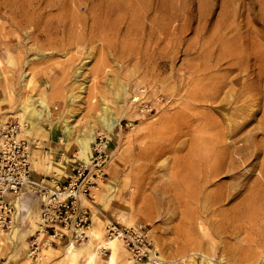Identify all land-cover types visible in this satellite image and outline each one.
<instances>
[{"label":"rangeland","instance_id":"374dc122","mask_svg":"<svg viewBox=\"0 0 264 264\" xmlns=\"http://www.w3.org/2000/svg\"><path fill=\"white\" fill-rule=\"evenodd\" d=\"M40 1L47 14L41 21L33 18L36 23L30 24L20 14L9 15L11 8L17 9L15 3L27 8V0H0V117L3 111L7 114L4 125L18 120L13 113L21 100L42 96L38 81L48 79L47 97L53 113L33 133L40 142L34 152L51 142L53 149H62V164L66 160L72 164L79 161L77 133L95 125L98 132L103 130L99 121L102 104L117 108L127 103L116 138L105 132L98 137L111 146L112 154L104 148L108 155L104 175L96 178L94 200L89 204L93 211L89 240L106 257L111 250L103 251L101 245L106 243L107 219L126 225H135L130 223L135 220L149 230L152 249H158L167 264H191V257L204 264L203 254L213 256L219 264L221 256L211 251V240L221 248L231 222L229 215L212 211L215 206L184 204L181 201L186 197L180 190L195 182V170L206 165V158L211 161L220 153L223 146L217 142L224 137L234 149L235 171L244 176L222 174L216 179L229 186L243 182L246 186L223 207L235 206L250 187L264 195V0H112L117 9L110 17L109 39L93 37L104 29L90 27L94 13L85 10L87 0L81 4L64 0L65 8L62 2L55 5L58 0ZM123 2L122 8L119 4ZM95 13L101 17L100 10ZM75 18L82 21L80 27L74 25ZM36 56L39 58L31 62ZM79 67L83 71L76 78ZM29 70L32 81L23 86V71ZM71 95L77 97L73 105L68 103ZM72 114L76 134L68 138L59 119ZM237 123L240 127L234 132ZM114 180L117 188L109 194V182ZM25 197L16 209L19 236L0 234V264H21L26 252L24 233L33 234L38 228L32 223L39 211L38 198ZM259 205L260 211L238 216L240 238L255 253L251 264L264 261V204ZM64 245L53 244L48 252L44 246L45 264H66L61 262ZM127 249L117 264L134 260ZM86 258L84 251L73 264H84ZM97 264H106L105 258Z\"/></svg>","mask_w":264,"mask_h":264},{"label":"bare ground","instance_id":"6f19581e","mask_svg":"<svg viewBox=\"0 0 264 264\" xmlns=\"http://www.w3.org/2000/svg\"><path fill=\"white\" fill-rule=\"evenodd\" d=\"M87 1H88V3L86 4V3L82 2V0H74V2L78 3V4L84 3L85 10L88 12L89 15H92L94 13L93 16H90L92 18V23L90 24V27H92V28H95L98 26L103 27L104 31L100 32L99 34L98 33L94 34L93 37H98L101 39H109L111 36L109 35V33H107V30L110 29V24H109L110 23V17L115 13L117 7H114L115 4L113 3L112 0H87ZM27 2H28L27 8L25 6L24 7L19 6L20 5V4H18L19 2L18 3L14 2L15 7H17V9L11 8V10H9V15L11 17H14L13 15L20 14L22 19L26 20L30 24L33 22L36 23V21L33 20V18H35L36 20L40 19L39 21H41L42 20L41 18H44V16H45L44 15L45 12L41 9V1L40 0H27ZM57 2H58V4H55V5H59L60 2H62L61 4L63 5L64 8L67 4V1L64 2V0H62V1L58 0ZM116 2H121V1L116 0ZM105 3H107V4L105 5ZM123 4L125 5V3L123 2V3H120L119 6H121ZM160 4H162V3H160ZM62 5H61V7L59 6L60 9L62 8ZM124 5L122 6V8L124 7ZM52 6L53 5H51V7ZM141 6H142V4H141ZM11 7H13V6H11ZM158 7H161V6H158ZM44 10H45V8H44ZM97 10L98 11L100 10V13H101L100 16L101 17H98L97 16L98 14L95 13ZM36 11L38 13H36ZM4 12L7 13L8 11L3 10V13ZM122 12H125V11H122ZM33 13L35 15L34 17H33ZM45 14H47V13H45ZM158 15H160V14H158ZM17 16H19V15H17ZM172 16H174V15L172 14ZM154 18H156V17H154ZM159 18H160V16H159ZM167 18H169V17H167ZM20 22H23V21H20ZM73 22H75L74 25L76 27H80L79 24L82 21H80L79 18H75V19H73ZM46 24H48V23H46ZM49 24H50V22H49ZM32 25H34V24H32ZM43 27H47V26H43ZM66 27H64V28H66ZM92 32H93V30H92ZM37 58H39V56L33 57L30 60L32 62L33 60H36ZM29 61H27V64L30 63ZM0 63H1V60H0ZM33 65H35V64H33ZM32 68H33V66H32ZM32 68L31 69L29 68V69L32 70ZM30 70L27 72L23 71V78L21 80V84L23 86H28L30 84V82L32 81V75L30 74L32 71L30 72ZM82 71H83V69L79 67L77 69V74L75 77L79 78V75L82 73ZM38 82H39L38 83L39 86H41L43 89L42 96L34 97V98L30 97V98H26L24 100H21V102L19 103L17 108H15L14 113H13V116H15L19 120V122L23 125L24 134H26L27 136H30L33 133V131L40 128L42 125L41 122H45L46 120H51V118H52L53 109H52V105L49 103L48 97H47V92H48L47 87H49L51 83L49 82L48 79H40ZM85 86H86V83H84V85L81 88L84 89ZM0 95H1V93H0ZM76 100H77V97L75 95H71L70 99L68 100V103L70 105H73ZM119 104H121V103H119ZM122 104H123V102H122ZM126 107H128L127 103H124L123 105H121L117 108H113L109 103L104 102L101 106V113H100V117H99V121L101 123V127L103 128V130L101 132H98L96 129L99 126L95 125V126H92L90 128L81 129L79 131V133H77L76 143L79 145V152H77L76 155L78 156V159L83 162V164L85 166L91 165L92 158L94 155V146L93 145H95V143L98 142L97 138L99 136H101L103 132L107 133L109 135V137H112V138L115 137L114 133L116 131V128L120 125V119H121L123 112H124ZM1 115L2 116L0 117V139H1V129L3 128L4 121L7 118V114H5L4 111L1 113ZM75 119L76 118L74 117V114H72V116L70 118H66L65 116H63L62 118L59 119V125L63 128L64 133H66L68 138L70 137V135L76 134L73 131V128L75 126H77ZM238 124L239 123H237L234 128L232 127V129H234V132L236 129H238L240 127L239 126L240 124L239 125ZM62 142H64V139L62 140ZM102 144H103V147L107 149L108 153L112 154L111 146H109L104 141L102 142ZM217 144L220 147L223 146V148L220 149V153H217L215 155V157L213 158V160H211V161H209V157L207 155L208 158L205 159L206 165L204 167H201L202 165H204V164H202L201 166L196 168L195 177L193 176L194 170L192 171V173L189 172L190 174L187 172L189 174L188 177H190V179H192V176H193L194 177L193 180H195V182L193 184L187 183L188 185L184 184V186L181 188V190H180L181 195L186 197V199L181 201V202H183L184 204L185 203H188V204L191 203V205H195L196 208L199 207V205H203V207L205 205L206 206L208 205L207 207L215 206V208H213L212 211L219 210V211H217V213L220 212L222 216H225V214H226V216L229 215L228 220H231V222H229V225L227 226V228L224 225L226 228L227 235H225V236L221 235L222 241L220 244L222 246H221V248H219L218 242L211 240V242H212L211 243V251L213 250L214 254L218 253L221 256V261L219 264H230L227 261H229L231 263L236 262V264H245V263H247V261L252 260V258L254 257L253 254H255V253H253L254 251L251 250V248H250L251 244H247V243L244 244L245 239L240 238L241 233H242V229H241V227H239L238 220H241V219L238 216H239V214H242L244 217L248 212L253 213V212L260 211L261 210L260 208H262V207L259 204H261V203L264 204V195L258 194L257 192L254 193L253 188L250 187L248 189L249 193L244 197L243 200H240L238 198L240 200V202L237 201V204H234L235 206L229 207L228 209L223 207L227 202L235 199L237 196H239L241 194V192H243V189L245 188L244 186H246V183L245 182H243L242 184L237 183V184L229 186L224 182H218V180L216 178H218L220 175L222 176V174L223 175L224 174H230L233 177H240L241 175L244 176V174H243V172L241 173L239 170L235 171L236 168L234 166H237V165H234L236 157H235V159L232 157L233 152H234V149L231 148L232 145L229 143H226V140L224 137H221V139H219ZM66 147L70 148V146L68 144ZM237 149L240 150L239 147H237ZM241 151H239V152L242 153ZM37 162H39V164H42L43 167L46 166L47 169L50 168V165L47 164V162H46L45 156H43L42 158L40 157V159L37 160ZM60 163H61V161L56 163L57 167H58L57 169L60 172H64L63 169L66 166L61 165ZM192 164H193V162H192ZM210 164H211V166H210ZM197 165L198 164H196V166ZM246 174H247V172L245 173V175ZM181 175L183 176V174H181ZM251 175H252V173H251ZM220 178H219V181H220ZM186 179H188V178L186 177ZM193 180H190V181H193ZM238 180H239V178H238ZM259 180H260V178H259ZM211 184H212V186L213 185H215V186L210 187ZM34 185H35V181L33 182V185H28V188L32 189V187H33V189H34ZM109 186H110V189L108 190V192H109V194L110 193L113 194L117 188V182L115 180L110 181ZM24 193L25 192H23L21 195L13 198L14 199L13 201H15L14 204L17 205V207H19V205L21 203V199L24 196ZM183 196H180V197L182 198ZM202 209H205V208H202ZM208 209H210V208H207V210ZM32 219H33V216H32ZM221 220L222 219H220V221ZM32 223H33V225H36L38 227L36 230L40 229L39 211L35 214V217L32 220ZM130 223L138 224V222H136L135 220H132ZM221 224H224V223H221ZM213 225H214V223H213ZM217 226H219V225H217ZM220 230H221V227H220ZM17 232H18V226L16 225V223L11 224L9 229H4V228L0 227V234L4 237H7V238H14L15 235L19 236L17 234ZM94 233L95 232L93 231V234ZM213 233H215V232H213ZM30 235H32V234H30L29 231L24 233L25 241L23 243V246L26 249V252L23 255V262L21 264H35L33 262V260H31L32 254H31V251L29 248V237H30ZM223 235H224V233H223ZM41 236L43 238V247L47 246V248H48L47 252L51 251V249H53L54 247L52 246V243L50 242V237H49L48 233L42 232ZM208 237H212V234L209 233ZM232 240H236V241L232 242ZM81 245H83V246L80 247L79 245H77V243H75V240L73 238H71L63 246V249H62L63 250V257H62L61 262L66 263V264H73V262L76 260L77 256L85 251L87 253V258L85 259L84 264H97V261L102 259V258H105L106 264H117L119 257H121V256L123 257L124 253H126V252H123L126 250L125 245L118 238H112V239H109L106 241L105 247H107L111 250V252L109 254H107L106 257H102L100 255L101 253H100L99 249L97 248V246L93 243V241L91 239L89 240V242H87V243L83 242ZM41 255L45 256V259L47 258V256H46L47 253L43 254V251H42ZM184 256H186V255H184ZM203 257H204V261H205L204 264H216L215 258L213 256L203 254ZM189 261L191 264H197L196 258H194V257H191V260H189ZM129 264H167V263H166L165 258L162 256V254L159 252L158 249H152L150 258H147V259L142 260V261L129 260ZM247 264H251V261L248 262ZM261 264H264V261L261 262Z\"/></svg>","mask_w":264,"mask_h":264},{"label":"built area","instance_id":"2783aa9c","mask_svg":"<svg viewBox=\"0 0 264 264\" xmlns=\"http://www.w3.org/2000/svg\"><path fill=\"white\" fill-rule=\"evenodd\" d=\"M101 139V138H99ZM98 140V138H97ZM98 141L94 145V155L90 166L76 161L65 181L54 171L46 179H35L39 198L42 202L40 229L31 235L30 251L35 264H45L42 232L48 233L52 245L68 237L77 244L90 238L93 227V213L89 204L94 200L93 190L97 188L96 178L104 175L103 167L107 153ZM40 142L24 134L19 120L7 122L1 129L0 139V227L9 228L15 222L17 206L14 197L23 193L33 169V152ZM118 238L128 248L134 260L150 258L151 236L142 224L126 225L115 219H107L104 226V241ZM103 251L104 242L101 245Z\"/></svg>","mask_w":264,"mask_h":264},{"label":"crops","instance_id":"0c3cea01","mask_svg":"<svg viewBox=\"0 0 264 264\" xmlns=\"http://www.w3.org/2000/svg\"><path fill=\"white\" fill-rule=\"evenodd\" d=\"M39 129H41V127L38 128V129H36V130H39ZM35 131H33V133ZM33 133L30 136H28V137H33ZM60 138L61 137H59V139L57 140L58 142L61 141ZM50 144H51V142L50 143L45 142V143H43V149H42V151L39 150L38 153L33 152L34 166H33V169L31 171V175H30V178L33 179V182L35 181V179H37L39 177H42V176L45 177L46 179H48L54 171L58 170L57 169L58 167H57V164L56 163H58L59 161H61V163H60L61 165H64V166L67 167V168L64 167V169H63L64 172H60L58 170L59 173L61 174L62 180L65 181L67 179V177H68V174L71 171V168H72L73 164L76 163V160H74L72 162V164H68V160L65 159L67 161V163L66 164H62L63 163L62 162V159H64L63 158L64 153H62V151H61L62 149H60V148L59 149H56V148L53 149V147L49 146ZM40 151H41V153H40ZM43 156H45L47 164L50 165V168L49 169H47L46 166L44 168L42 167V168L38 169L37 166H36V163H39V162H37V160H39L40 157L42 158ZM71 160H73V159H71ZM28 185H33V183H28L25 186V188H24L25 189L24 190V192H25L24 193V197L26 196L25 198H27V200L29 199V200L33 201V195H36V197L38 198V203H39V206L38 207H39V216H40L41 209H42V202H41V200L39 198L38 188H37L36 185H34V189H33V187H32V189H29L28 188ZM14 223H16V222H14ZM105 224H104V226H105ZM70 239H68V237H65L64 239L57 240L54 244L55 245L62 244V243H65L66 244ZM30 241H31V236L29 237V247H30ZM87 241H89V240H87ZM127 251H128V249H127Z\"/></svg>","mask_w":264,"mask_h":264}]
</instances>
